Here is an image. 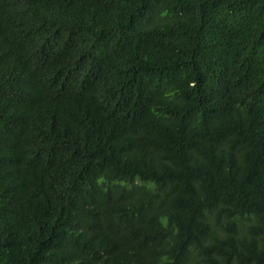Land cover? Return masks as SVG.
<instances>
[{
	"label": "trees",
	"instance_id": "obj_1",
	"mask_svg": "<svg viewBox=\"0 0 264 264\" xmlns=\"http://www.w3.org/2000/svg\"><path fill=\"white\" fill-rule=\"evenodd\" d=\"M0 264H264V0H0Z\"/></svg>",
	"mask_w": 264,
	"mask_h": 264
}]
</instances>
